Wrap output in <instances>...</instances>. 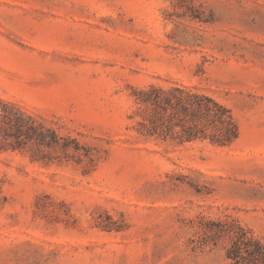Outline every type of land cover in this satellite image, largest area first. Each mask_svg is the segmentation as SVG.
Listing matches in <instances>:
<instances>
[{
	"label": "rangeland",
	"instance_id": "1",
	"mask_svg": "<svg viewBox=\"0 0 264 264\" xmlns=\"http://www.w3.org/2000/svg\"><path fill=\"white\" fill-rule=\"evenodd\" d=\"M152 83L224 104L239 140L140 135L132 89ZM0 98L97 159L0 151V264H231L195 248L201 217L264 240V0H0Z\"/></svg>",
	"mask_w": 264,
	"mask_h": 264
},
{
	"label": "trees",
	"instance_id": "2",
	"mask_svg": "<svg viewBox=\"0 0 264 264\" xmlns=\"http://www.w3.org/2000/svg\"><path fill=\"white\" fill-rule=\"evenodd\" d=\"M132 90L134 108L130 119L146 138L208 142L217 147H230L240 138V125L232 110L194 87L152 83ZM0 151L26 153L32 161L46 165L73 162L82 165L85 174L97 166L91 148L77 137L62 134L18 104L1 98ZM195 221V248L223 243L225 257L231 264H264V240L239 220L201 217ZM98 226L112 228L101 221Z\"/></svg>",
	"mask_w": 264,
	"mask_h": 264
}]
</instances>
